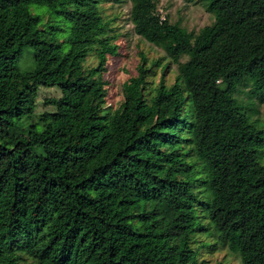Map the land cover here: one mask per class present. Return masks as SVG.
<instances>
[{
    "label": "trees",
    "instance_id": "trees-1",
    "mask_svg": "<svg viewBox=\"0 0 264 264\" xmlns=\"http://www.w3.org/2000/svg\"><path fill=\"white\" fill-rule=\"evenodd\" d=\"M200 1L214 20L193 32L131 0L134 32L177 73L147 98L154 62L139 51L104 115L118 35L101 0H0V264H206L191 238L211 229L264 264V129L235 98L245 80L264 89V0ZM31 5L58 20L41 27ZM25 47L33 70L16 64ZM42 86L59 90L53 110L21 123Z\"/></svg>",
    "mask_w": 264,
    "mask_h": 264
},
{
    "label": "rangeland",
    "instance_id": "rangeland-1",
    "mask_svg": "<svg viewBox=\"0 0 264 264\" xmlns=\"http://www.w3.org/2000/svg\"><path fill=\"white\" fill-rule=\"evenodd\" d=\"M157 8L161 16H166L170 22H176L188 31L197 32L205 25L213 22L214 16L206 11L200 0H156ZM131 0H101L100 8L104 20H108L114 32L118 35L116 43L118 53L109 56L106 62V71L103 78L106 81L107 95L102 108L104 115L112 113L121 103L122 84L131 76L136 74V67L139 63L138 52H143L149 62H154L147 73V85L145 95L149 98L162 78L165 85L173 83L177 73L176 65L172 63L167 54L159 47L145 41L133 30L130 22L129 11ZM33 13L42 14L41 27L49 19L58 20L54 15L48 14L45 6L31 5ZM30 47H25L17 60V66L22 70H33L35 62L32 58ZM182 61L187 60L183 56ZM96 58L91 52L86 57L85 65H95ZM59 96V90L55 87H40L31 98L35 103L32 115L23 117L21 123L29 122L41 123L46 112L52 111L51 105L45 104V99ZM235 98L247 111L251 122L257 127L264 129V89L257 92L252 88L251 82L245 80L238 85ZM261 161L264 162V148L262 150ZM200 193L206 195L202 188ZM203 212V211H201ZM200 212V213H201ZM204 213V212H203ZM206 224L207 221L203 219ZM191 246L197 248L198 258L206 264H241L237 254L231 252L226 246H221L216 240L213 229L206 232L196 231L191 238ZM20 264H29L31 259L24 253L18 252Z\"/></svg>",
    "mask_w": 264,
    "mask_h": 264
}]
</instances>
